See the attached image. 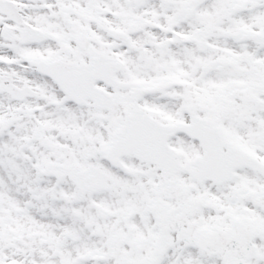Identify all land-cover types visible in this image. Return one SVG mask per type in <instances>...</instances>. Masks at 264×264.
Here are the masks:
<instances>
[{"label": "snow or ice", "instance_id": "1", "mask_svg": "<svg viewBox=\"0 0 264 264\" xmlns=\"http://www.w3.org/2000/svg\"><path fill=\"white\" fill-rule=\"evenodd\" d=\"M0 264H264V0H0Z\"/></svg>", "mask_w": 264, "mask_h": 264}]
</instances>
